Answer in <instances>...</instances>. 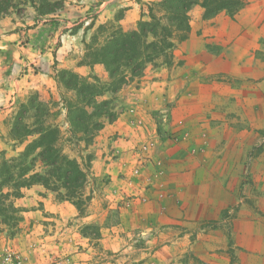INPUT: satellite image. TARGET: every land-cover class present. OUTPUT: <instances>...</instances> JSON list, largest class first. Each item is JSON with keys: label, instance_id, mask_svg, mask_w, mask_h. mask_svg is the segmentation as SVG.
I'll use <instances>...</instances> for the list:
<instances>
[{"label": "crops", "instance_id": "0c3cea01", "mask_svg": "<svg viewBox=\"0 0 264 264\" xmlns=\"http://www.w3.org/2000/svg\"><path fill=\"white\" fill-rule=\"evenodd\" d=\"M160 1L100 0L98 17L101 21L113 18L126 30L133 29L142 13H148L149 7ZM203 10L198 6L190 10L189 36L175 51L176 57L185 59V64L153 73L152 76H158L155 80L144 75L142 79L150 78L146 87L136 89V93L123 103L124 109L117 107L116 119L103 118V128L96 134L94 144L86 150L93 154L89 167L92 176H107L111 181L104 187L87 185V193L92 195L87 207L88 216L81 218L73 203L56 200L52 191L35 184L14 201L21 209L22 225H33L34 231L31 228L32 233L17 231L12 237L0 227V249L5 245L18 248L25 256L26 264H61L65 257L71 259V264H151L154 261L156 264H240L238 260L232 263L235 256L242 258L241 264H251L249 255H255L252 252L264 261V248L248 247L252 225L243 215L244 211L236 217L230 216L236 204H241L242 209L246 206L238 194L244 184L241 177L244 167L236 159L241 160L242 153L230 151L233 142L229 137H220L218 126L209 127L210 144L205 151L194 135L201 131L203 123L192 126V121H187L179 126L181 133L194 132L189 139L167 138L164 131L158 129V119L153 113L154 109L164 107L171 96L170 89L175 90V85L179 87L181 83L186 89L184 86L194 77L197 66L210 72L219 64L221 71H231L234 54L228 51L235 38V19L229 12L221 11L216 17L204 20ZM249 12L256 16L264 14V0H251L238 16ZM209 35L214 36L212 42L216 50L222 46L220 54L208 49ZM68 41L73 42L72 45H68ZM9 42L1 41L0 48L12 46ZM78 46L77 39L65 40L59 51L77 50ZM13 54L16 58L14 71L25 68L28 73L21 78L13 75L11 86L13 82L26 86L32 77L30 67L33 65L52 70V52L18 46ZM61 59L60 66L72 68L82 75L89 73L88 63H79L74 57L66 60L63 56ZM94 68L105 70L102 64H96ZM2 73L0 71V109L12 104L14 98L11 88L3 90ZM102 73L106 75V70ZM170 84L173 88L168 87L167 91L165 87ZM175 124L176 120L170 122L169 131L176 130ZM192 127L199 130H191ZM224 139L225 147L221 149L219 145ZM141 144H148L149 148L142 168L135 158L136 148ZM136 165L142 169L141 173L131 176ZM110 208L118 210L119 216L111 226H106L105 212ZM82 220L102 225L101 232L96 236L82 234ZM212 221L217 225L210 226ZM44 223L50 225V230L40 231L46 227ZM226 223L234 226L233 234L224 232ZM232 238H237V244L246 249H235L230 244ZM31 240H43L45 247L27 248Z\"/></svg>", "mask_w": 264, "mask_h": 264}, {"label": "rangeland", "instance_id": "374dc122", "mask_svg": "<svg viewBox=\"0 0 264 264\" xmlns=\"http://www.w3.org/2000/svg\"><path fill=\"white\" fill-rule=\"evenodd\" d=\"M245 1L247 2L246 5L236 10L234 14L229 12L230 16L235 19V38L231 41V49L228 51L234 54V62L230 66L231 71H221L219 64H216L214 66L215 69L212 68L210 72H204L202 66H197L199 68L194 69V72H196L194 77L188 80L187 86H184L186 89L182 88L181 83H179V87L175 83L172 84L176 88L175 90L170 89V98L165 102L163 108L154 109L153 113L158 119V129H162L167 138L175 141L182 140L185 137V139H189L194 133L189 130L181 133L182 128H179V126H182L187 121H192V126L194 124L198 126L203 123L204 126L201 131L194 133L201 141L202 151H205L208 148L206 146L210 144L209 127L218 126L220 137H229V140L233 142L230 145V151H235V154L242 153L241 160H239V157L236 159V162H240L244 167V172L241 175L244 184L238 194L239 198H243L246 204L244 209H242L241 204H236L237 206L235 205L234 211L230 216L231 218L236 217L243 210V215L247 216L252 225V239L248 247L264 248V14L256 16V13L249 12L246 15L238 16L240 11L251 3V0ZM99 4L100 0H65L64 6L61 9L43 17L38 16L33 7L28 6L27 8H22V12L18 13L15 10L0 20V42L10 41L9 44H12V46L7 44L8 46L0 48V67L3 69H0V71H3L2 77L4 78L2 85L3 90L8 91L11 88L10 90L13 91L12 94L14 95L12 104L7 107L1 106L0 109V160L4 157L17 156L24 149L27 141L23 144L18 142L14 144L11 129L16 121L18 111L30 99L34 98L37 104L40 103L49 111L45 117L46 123L58 125L60 144L64 151L68 155L80 160L86 166L88 174L90 173L89 167L91 161L87 159V156L92 153L86 150L90 144H87L84 140L72 137L69 132L70 124L67 119L65 99H73L75 94L61 83L59 72L63 69H69L79 73L72 68L60 66L63 56H65L66 60L74 57L75 59L78 58L79 63H88V68L90 66L88 74L82 75L79 73L80 75L89 78L91 81H93V77L96 75L102 81L107 80V72L106 75L102 73L105 70L99 71L94 68L96 64L102 63H89L91 61L89 53L95 47L104 43L116 31H130L132 29L126 30L113 18L101 21V18L98 17L100 14ZM195 6L202 7L199 4ZM153 7L155 13L161 14L158 4H155ZM217 15L218 13L212 17L205 18L203 10L202 19H212ZM92 22L93 24L90 27ZM10 34L15 35L7 38ZM207 38L206 44L208 49L213 53L220 54L222 46L219 45L221 47H219V51L215 49L214 41L212 42L214 36L209 35ZM70 39H77L79 41V48L77 50L75 48L72 50L68 48L66 51L60 53V46L65 43V40ZM72 43L70 41L67 42L68 45H72ZM18 46H32L39 52H44L45 50L52 52V55H50L54 61L51 64L52 70L50 71V68H43L39 65H33L30 67L32 77L28 79L29 81L26 86H20L19 83L15 84L14 82L11 86L10 81L13 80V75L21 78L23 74L28 73L24 70L25 68H19L18 70L16 69V72L14 71L16 58L13 52ZM176 49L170 55L160 56L156 60L147 63L143 76H150L155 80L158 76H152L153 73H162L166 69L170 70L173 67L180 68L183 66L185 59L183 57H176ZM56 56L60 58L58 60L54 59ZM38 75L39 77H37ZM142 77L126 84L115 95H106L113 98L117 113V107L124 109L123 103L132 93H136V89L146 87V82L150 78L142 79ZM172 85L170 84V86L165 87L166 90L168 91V87L173 88ZM31 114L29 112V117L25 120L27 123L35 121ZM174 120H176L175 125L177 127L176 130H170V132L168 125ZM191 130L197 131L199 129L192 127ZM28 139L30 140L31 138ZM224 141L225 139L219 145L221 149L225 147ZM91 144H94V139ZM142 146L141 144L139 148H136L137 154L135 157L136 163L141 165V168L149 154V148L144 149ZM139 165L135 166L131 176H138L141 173L142 169L140 170ZM110 181L111 179L107 176L95 177L91 174V176H88L87 185L95 188L104 187ZM87 185L85 193L89 194L87 193ZM30 187L22 189V196H24L25 190ZM53 193L56 200H60L57 194ZM10 200L14 202L16 198L11 197ZM87 207L88 203L82 211H79L81 218L88 216ZM19 215L22 216V213L19 212ZM105 215L108 223L106 226H111L118 219L119 211L110 208L108 212H105ZM21 222L22 220L19 221L16 228H11L6 224H0V227H3L8 235L12 237L15 236L17 231H20V233L23 230L30 232L29 228L34 231L33 225H22ZM51 222L57 223L56 220H51ZM44 225L46 227L43 226L40 231L50 230V225L46 223ZM209 225L216 226L217 224L212 221ZM101 227L102 225L82 220L80 231L82 234L96 236L101 232ZM224 227L226 228H224L226 234L234 233V226L232 224L226 223ZM13 231L14 233L12 234ZM43 244H45L43 240H31L28 241L27 248H40V246L43 248L45 247ZM230 244L235 249H246L241 244H237V238L230 239ZM8 252L21 255L26 264V258L22 251L12 245H5L0 249V264L3 256ZM252 254L255 255H249L251 264L264 263L259 255L255 252H252ZM57 257L59 259V256ZM237 260L241 264L242 258L240 256H235V259L232 257V263H235ZM61 264H71V259L65 257ZM151 264L156 263L154 261Z\"/></svg>", "mask_w": 264, "mask_h": 264}, {"label": "trees", "instance_id": "16d2710c", "mask_svg": "<svg viewBox=\"0 0 264 264\" xmlns=\"http://www.w3.org/2000/svg\"><path fill=\"white\" fill-rule=\"evenodd\" d=\"M64 3L65 0H0V20L28 6L43 17L61 9ZM246 3L245 0H161L157 3L161 14L150 6L148 14L142 13L136 28L116 31L89 53V63L104 64L107 80L102 81L96 75L91 81L75 71L61 70L59 80L75 94L73 99H65L72 137L91 144L104 126L103 118L116 119L114 100L106 95H115L126 84L140 79L147 63L170 55L188 37L190 10L195 5L202 6L204 17L208 18L223 10L234 14ZM29 112L35 119L33 123L25 121ZM48 113L34 98L18 111L11 136L14 144L27 143L17 156L0 160V224L16 228L22 216L10 198L21 197L22 189L34 184L55 192L60 200L72 202L79 211L92 198L91 193H85L86 166L64 151L58 125L45 121ZM87 159L91 161L93 155L89 154Z\"/></svg>", "mask_w": 264, "mask_h": 264}, {"label": "built area", "instance_id": "2783aa9c", "mask_svg": "<svg viewBox=\"0 0 264 264\" xmlns=\"http://www.w3.org/2000/svg\"><path fill=\"white\" fill-rule=\"evenodd\" d=\"M144 149H148V144H143ZM1 264H25V260L21 255H17L13 252H8L2 258Z\"/></svg>", "mask_w": 264, "mask_h": 264}]
</instances>
